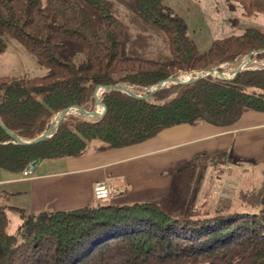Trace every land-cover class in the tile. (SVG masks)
I'll list each match as a JSON object with an SVG mask.
<instances>
[{
	"label": "trees",
	"instance_id": "16d2710c",
	"mask_svg": "<svg viewBox=\"0 0 264 264\" xmlns=\"http://www.w3.org/2000/svg\"><path fill=\"white\" fill-rule=\"evenodd\" d=\"M125 2L155 40L133 33L111 0H0V53L12 38L46 70L0 77L1 170L21 174L31 162L135 145L177 125L227 127L247 111L264 113V64L245 66L230 80L209 75L169 84L148 99L107 89L143 95L169 77L224 72L221 65L237 67L249 55L264 63L263 29L248 27L200 51L184 19L162 0ZM227 2L246 16L264 13V0ZM69 43L82 48L79 59L64 53ZM97 87L101 118L68 115L47 139L29 144L6 132L29 141L63 109L93 111ZM204 206L174 216L155 202L39 211L0 205V264H264V205L255 212ZM10 213L20 219L12 232Z\"/></svg>",
	"mask_w": 264,
	"mask_h": 264
},
{
	"label": "rangeland",
	"instance_id": "374dc122",
	"mask_svg": "<svg viewBox=\"0 0 264 264\" xmlns=\"http://www.w3.org/2000/svg\"><path fill=\"white\" fill-rule=\"evenodd\" d=\"M119 10L120 18L125 21L135 34L144 35L140 24L127 7L125 0H111ZM175 13L185 21L189 36L200 51H205L211 42L229 35H238L248 27H257L264 30V13L246 16L237 3L232 2V7L227 0H162ZM153 41L156 38L150 33L143 39ZM66 55L79 59L82 48L76 44H68L64 52ZM244 61V60H243ZM243 61L239 63L242 64ZM264 63L247 61L245 66L260 67ZM226 76L233 74L236 69L233 65L223 64ZM244 66V67H245ZM45 68L39 66L35 57L27 52L23 46L12 38H6V48L0 53V77L9 76L25 78L40 76L45 73ZM191 78L199 75L188 73ZM171 84V83H167ZM98 91V97H99ZM97 105L95 109L99 108ZM68 115H83L93 120L95 117L70 112ZM58 115L52 120L54 121ZM253 143L247 145L245 154L239 155L234 151L230 153H205L192 157L189 160H168L166 168L159 167L152 175L158 180L170 181V190L163 197L149 200H130L120 204L134 202H155L168 213L178 216L184 210L194 205L205 204L204 208L211 211L215 204H228L231 210L239 212H255L261 208L264 197V129L255 130L251 134ZM257 141V142H256ZM259 141V142H258ZM186 164V165H185ZM178 165L180 167H178ZM197 165L195 168L192 166ZM132 170V168H129ZM179 169V170H178ZM10 172L0 169V180L7 177ZM148 174L133 178L125 175L120 178L119 184L128 185L130 182L146 178ZM159 176V177H157ZM130 181V182H129ZM15 185H0V205H14L29 211L27 198L18 196ZM101 204H113L101 201ZM66 210V209H65ZM10 232L14 231L20 219L17 214L10 213Z\"/></svg>",
	"mask_w": 264,
	"mask_h": 264
},
{
	"label": "crops",
	"instance_id": "0c3cea01",
	"mask_svg": "<svg viewBox=\"0 0 264 264\" xmlns=\"http://www.w3.org/2000/svg\"><path fill=\"white\" fill-rule=\"evenodd\" d=\"M260 129H264V113L255 111L243 113L227 127L181 124L135 145L99 152L90 149L77 157L37 161L28 177L9 173L0 185H15L17 195L27 198L29 211L69 210L103 200L120 204L163 197L170 190V181L149 176L155 169L166 168L168 160L179 162L199 154L230 153L233 149L239 155L245 154L247 145L253 143L252 132ZM146 174V178L129 181L128 185L119 184L125 175L139 178ZM96 183L105 187L107 197H94Z\"/></svg>",
	"mask_w": 264,
	"mask_h": 264
},
{
	"label": "water",
	"instance_id": "95a60500",
	"mask_svg": "<svg viewBox=\"0 0 264 264\" xmlns=\"http://www.w3.org/2000/svg\"><path fill=\"white\" fill-rule=\"evenodd\" d=\"M249 57H250V55L244 59L242 64H240V65H238L236 67V69L234 70V72L231 75V77L226 76L223 72H220L217 68H213V69H205V70L198 71L199 75H196L195 77L190 78V79H182L181 77L183 75L177 76V77H169L166 80L160 81L158 84L148 88L146 90L145 94H143V95L134 94L128 88H126L124 86H120V85H113V86L109 85L106 88L107 89H119L122 92H125L126 94H128L130 96L137 97V98L148 99V98L152 97V95L154 94V92L156 90H158V89H160V88H162L164 86H168L169 84H167V83H171V84L189 83V82H194L195 80H197L200 77H206V76H209V75L213 76V77H218L220 79L230 80V79L234 78L235 75L241 69L244 68L245 64L249 60ZM192 73H195V72H192ZM100 89H101V87H97L95 89V91H94V100H95V102L97 103V105H100V106L103 107V111L100 114L97 113L96 109L93 110V111H88V110H84L82 107H79V106H71V107H68L66 109H63L59 113L58 117L54 121H52V123L50 124L48 129L46 131H44L41 135H39L37 138L33 139V140L26 141V140H23V139L19 138L17 135L13 134L12 132H10L8 130H6V132L14 140V142L19 143V144H26V143L29 144V143H35V142H39V141L47 139L50 136L51 131L56 129L58 124L60 123V121L67 116L69 108L77 107V108H79L81 110V112H82L81 114H86L88 116L101 118L103 116L104 112H105V106L101 103V101L99 100V97H98V91H100Z\"/></svg>",
	"mask_w": 264,
	"mask_h": 264
},
{
	"label": "built area",
	"instance_id": "2783aa9c",
	"mask_svg": "<svg viewBox=\"0 0 264 264\" xmlns=\"http://www.w3.org/2000/svg\"><path fill=\"white\" fill-rule=\"evenodd\" d=\"M34 168H35V162L29 163L21 172V176L22 177H28L29 175H31ZM94 197L97 200L107 197V190L105 189V187L102 184H100V183L95 184V186H94Z\"/></svg>",
	"mask_w": 264,
	"mask_h": 264
},
{
	"label": "bare ground",
	"instance_id": "6f19581e",
	"mask_svg": "<svg viewBox=\"0 0 264 264\" xmlns=\"http://www.w3.org/2000/svg\"><path fill=\"white\" fill-rule=\"evenodd\" d=\"M229 77H231V75H230ZM181 78H182V79H185L186 76H182ZM190 78H191V75L188 76V79H190ZM72 108L76 109V111H77L78 113H82L81 110H80L79 108H77V107H72ZM100 108H101V112L103 111V107L100 106L99 108L96 109V111H97L98 114L101 113V112H100ZM69 109H70V108H69ZM69 109H68V113L73 112V111H70Z\"/></svg>",
	"mask_w": 264,
	"mask_h": 264
}]
</instances>
